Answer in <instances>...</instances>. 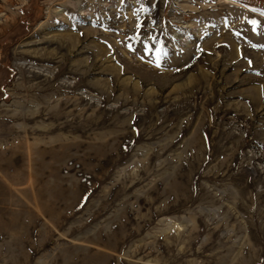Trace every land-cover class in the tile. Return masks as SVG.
Returning <instances> with one entry per match:
<instances>
[{"label":"rangeland","instance_id":"rangeland-1","mask_svg":"<svg viewBox=\"0 0 264 264\" xmlns=\"http://www.w3.org/2000/svg\"><path fill=\"white\" fill-rule=\"evenodd\" d=\"M0 264H264V0H0Z\"/></svg>","mask_w":264,"mask_h":264},{"label":"bare ground","instance_id":"bare-ground-1","mask_svg":"<svg viewBox=\"0 0 264 264\" xmlns=\"http://www.w3.org/2000/svg\"><path fill=\"white\" fill-rule=\"evenodd\" d=\"M51 75H53V74L51 73Z\"/></svg>","mask_w":264,"mask_h":264},{"label":"snow or ice","instance_id":"snow-or-ice-1","mask_svg":"<svg viewBox=\"0 0 264 264\" xmlns=\"http://www.w3.org/2000/svg\"><path fill=\"white\" fill-rule=\"evenodd\" d=\"M253 23H255V22H253Z\"/></svg>","mask_w":264,"mask_h":264}]
</instances>
